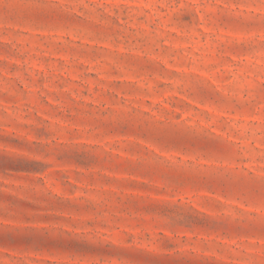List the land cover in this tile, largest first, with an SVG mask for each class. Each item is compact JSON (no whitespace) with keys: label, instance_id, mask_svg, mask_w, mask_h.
<instances>
[{"label":"rangeland","instance_id":"1","mask_svg":"<svg viewBox=\"0 0 264 264\" xmlns=\"http://www.w3.org/2000/svg\"><path fill=\"white\" fill-rule=\"evenodd\" d=\"M0 264H264V0H0Z\"/></svg>","mask_w":264,"mask_h":264}]
</instances>
